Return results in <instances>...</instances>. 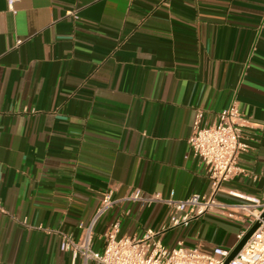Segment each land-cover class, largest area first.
<instances>
[{"label":"crops","instance_id":"1","mask_svg":"<svg viewBox=\"0 0 264 264\" xmlns=\"http://www.w3.org/2000/svg\"><path fill=\"white\" fill-rule=\"evenodd\" d=\"M16 8L0 0V264H95L62 251L61 232L79 239L105 191L208 195L210 178L188 143L198 110L210 124L237 103L249 149L239 159L245 172L227 187L264 195V0H19ZM167 211L117 205L97 220L93 248L103 249L115 219L122 234L141 236ZM229 211L164 241L232 251L253 224L244 210Z\"/></svg>","mask_w":264,"mask_h":264},{"label":"built area","instance_id":"2","mask_svg":"<svg viewBox=\"0 0 264 264\" xmlns=\"http://www.w3.org/2000/svg\"><path fill=\"white\" fill-rule=\"evenodd\" d=\"M5 1L8 10L15 13L19 0ZM72 14L75 19L79 18L77 13ZM203 118V111L198 110L188 143L192 154L199 158L210 178L208 195L192 193L186 198H177L174 192L163 196L159 192L144 194L140 188H134L123 197H114L111 190L105 191L92 221L86 226L80 224L83 229L79 239L61 232L60 249L69 252L74 260L82 257L84 261L92 260L95 264H264V218L261 217L264 195L247 194L227 187L236 175L245 172L239 164L240 156L249 149L243 139L245 119L236 102L221 109L213 123H204ZM222 194L239 201L224 202L219 199ZM125 202H139L147 206L163 204L168 210L166 220L156 228H147L141 236H134L122 234L120 220L115 219L104 234L103 249L95 250L93 231L97 220L111 208ZM232 206L247 212L251 223L259 222V225L228 262L231 251L221 246L204 250L199 245H189L182 240L174 245L164 241L170 230L186 227L205 214L231 217L233 213L229 208ZM124 213H129V209ZM244 235L241 232L239 239Z\"/></svg>","mask_w":264,"mask_h":264},{"label":"water","instance_id":"3","mask_svg":"<svg viewBox=\"0 0 264 264\" xmlns=\"http://www.w3.org/2000/svg\"><path fill=\"white\" fill-rule=\"evenodd\" d=\"M262 218H264V211L261 215ZM259 222H255L252 227L246 232L244 237L238 242V244L232 249L230 252V255L227 259V262L231 260L237 253L238 251L242 248V246L245 244V242L248 240V238L251 236V234L254 232V230L258 227Z\"/></svg>","mask_w":264,"mask_h":264}]
</instances>
